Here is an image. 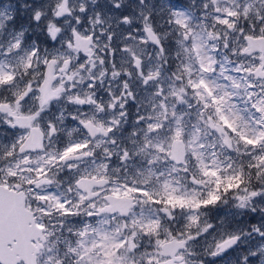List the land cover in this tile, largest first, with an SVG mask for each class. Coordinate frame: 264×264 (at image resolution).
<instances>
[{"label": "snow or ice", "instance_id": "snow-or-ice-1", "mask_svg": "<svg viewBox=\"0 0 264 264\" xmlns=\"http://www.w3.org/2000/svg\"><path fill=\"white\" fill-rule=\"evenodd\" d=\"M0 264H264V0H0Z\"/></svg>", "mask_w": 264, "mask_h": 264}]
</instances>
